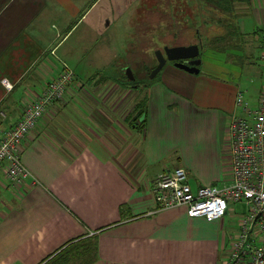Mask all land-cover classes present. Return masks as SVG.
Masks as SVG:
<instances>
[{
  "label": "crops",
  "instance_id": "0c3cea01",
  "mask_svg": "<svg viewBox=\"0 0 264 264\" xmlns=\"http://www.w3.org/2000/svg\"><path fill=\"white\" fill-rule=\"evenodd\" d=\"M155 1L162 5L137 22L146 0H0V129L64 65L74 73L21 145L27 180L10 183L0 164V264H224L237 218L207 222L183 204L157 208L151 185L178 166L193 191L228 182L229 118L241 108L227 81L205 70L192 77L171 61L143 90L125 85L121 73L132 80L156 39L194 42L179 33L183 20L171 39L167 26L154 30L166 7ZM238 12L242 40L232 47L241 48L224 55L230 60L247 56L250 35H264V0Z\"/></svg>",
  "mask_w": 264,
  "mask_h": 264
},
{
  "label": "built area",
  "instance_id": "2783aa9c",
  "mask_svg": "<svg viewBox=\"0 0 264 264\" xmlns=\"http://www.w3.org/2000/svg\"><path fill=\"white\" fill-rule=\"evenodd\" d=\"M259 58L264 63V45ZM73 76L72 69L64 65L38 96L26 102L20 119L0 129V164L6 163L10 183L17 184L30 176L20 159L21 145L46 115L48 106L63 99ZM234 104L241 112L229 118L230 183L200 185L192 191L187 170L175 167L159 173L151 191L157 208L183 204L189 216L207 222L222 219L232 203L243 204L224 264H264V83L256 107H249L241 91L236 92ZM5 117L6 111L0 107V118Z\"/></svg>",
  "mask_w": 264,
  "mask_h": 264
},
{
  "label": "rangeland",
  "instance_id": "374dc122",
  "mask_svg": "<svg viewBox=\"0 0 264 264\" xmlns=\"http://www.w3.org/2000/svg\"><path fill=\"white\" fill-rule=\"evenodd\" d=\"M163 2L166 3L165 5L166 7H164L163 10L164 16L162 15L163 17L160 18L161 19L160 24L158 23L154 24V30L160 29L158 25L167 26V31H166L168 36L167 39H171V37L174 36L172 34L176 30L177 23H179V21L181 20L185 21L183 33L186 32L185 34H189L193 37L191 38V36L189 37L187 35L181 38L180 41L184 42L189 37L190 39H193L194 42H197L199 48L201 49L199 53V57L201 59V63L199 65L200 70H205L209 73L217 75L218 77H221L223 80L227 81V82L223 81V83H225L226 85L225 86L226 89L233 88L235 91L234 93H236V91H241L244 101L248 103L249 107L252 108L256 107L258 96L264 83V63L259 58V54L264 45L261 39H264V37L262 36L260 39V38H254L252 37V35H250V38L248 39L249 49L248 47L246 48L245 46H243L242 48L243 53L247 55L243 59L239 58V59L230 60L224 58L225 54H226L225 56H229L228 51L232 50L233 48L232 40H237V39L242 40L241 34L239 33V35H237L235 31H237L236 26L238 24L236 22V16H239V14L241 13L238 11L240 10V5L243 3L235 0L234 2L231 3V11H233L234 15L233 14L230 15V13L224 15L223 14L224 12L222 10L217 9L212 5L206 4L204 0H164ZM109 3H111V0H109ZM128 3L131 4V1ZM122 4H127V0H121L120 5ZM145 4L146 6L144 8L137 2V9H140L139 12L141 11L142 13L141 15L138 14L136 16L137 22L143 18L142 17L143 14L148 12L150 13L151 11H153L155 7L158 8V5L159 6L162 5L161 2L157 5V2L155 0H146ZM148 7H150V10ZM165 17L167 21H165ZM153 18L154 17H152V20ZM122 19L124 20V23L129 20L126 17H122ZM146 21H148V17H146ZM179 29L181 30V28ZM152 31H153V27H152ZM197 32H199V38L197 37L198 34ZM143 33L140 32V35L142 36L144 34H147V33L144 34ZM205 40H208L207 48H203V46H205V43L203 45L202 41ZM155 42L158 43L159 47L155 48L153 46L152 47L153 51L149 56L150 58L145 59L146 63L141 65L138 64L135 67L134 70L135 77L132 80L127 79L126 75L123 74V72L121 73L120 78L127 87H132L133 85H136L141 87L140 88L141 91L144 89L145 85L155 77L154 76L153 78H150L149 73L151 69L157 64L156 50L163 49V47L165 46L164 42L160 41L159 38L156 39ZM240 48L241 45L238 44L233 49H240ZM128 51H129V46L126 45V40L121 41V46L119 48L120 57L124 58L125 54L128 53ZM119 60L123 62L126 59H119ZM110 73L112 72L110 71ZM160 73L159 74L157 73L158 76L161 75ZM197 75L198 74L196 73L191 74L192 77H196ZM141 103L143 102L142 101L138 102L136 104V107L141 106ZM1 163H5V162H1ZM5 167H6V163H5ZM155 179L156 177L154 178V180ZM228 183H230V179L228 182H225L223 184H228ZM211 185L221 186L218 184H211ZM243 210H244L243 204L232 203L223 218L228 220L233 218H238L241 216ZM235 222H237V220ZM227 226H231V225L228 224ZM228 228L229 230L231 228V231L227 233V237L228 234L232 235L238 229L237 228L236 231L233 232L232 227H228ZM87 245L90 246L89 243H87ZM87 249L91 250L89 247H87Z\"/></svg>",
  "mask_w": 264,
  "mask_h": 264
},
{
  "label": "water",
  "instance_id": "95a60500",
  "mask_svg": "<svg viewBox=\"0 0 264 264\" xmlns=\"http://www.w3.org/2000/svg\"><path fill=\"white\" fill-rule=\"evenodd\" d=\"M200 49L197 43L188 45L164 46L156 50L157 64L152 68L149 77L153 78L167 61L189 73H198L201 59Z\"/></svg>",
  "mask_w": 264,
  "mask_h": 264
},
{
  "label": "trees",
  "instance_id": "16d2710c",
  "mask_svg": "<svg viewBox=\"0 0 264 264\" xmlns=\"http://www.w3.org/2000/svg\"><path fill=\"white\" fill-rule=\"evenodd\" d=\"M205 1V3L206 4H209V5H212V6H214L215 8H217V9H220V10H222L224 13V15L225 14H229L230 13V15H234V13H233V11H231V3L232 2H234L235 0H204ZM237 1H240V2H248L249 0H237ZM236 14H238V13H236ZM235 14V15H236ZM238 16H236V18H237ZM238 25V24H237ZM236 30L237 31H235L236 33H237V35H239V29H238V26H236ZM175 33L176 32H174L172 35H174L175 36ZM180 34H185V33H183V31H181V32H179ZM153 35H154V33H153ZM197 37L199 38V33L197 34ZM203 42V45H204V43H205V46H203V48H207V43H208V40H205V41H202ZM193 43H197V42H193ZM200 49V48H199ZM201 50V49H200ZM152 70V69H151Z\"/></svg>",
  "mask_w": 264,
  "mask_h": 264
}]
</instances>
